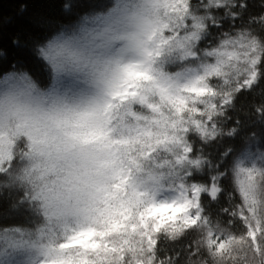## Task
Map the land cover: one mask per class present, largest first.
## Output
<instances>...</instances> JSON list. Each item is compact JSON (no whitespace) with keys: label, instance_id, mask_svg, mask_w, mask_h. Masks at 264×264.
<instances>
[{"label":"snow or ice","instance_id":"6c2138e0","mask_svg":"<svg viewBox=\"0 0 264 264\" xmlns=\"http://www.w3.org/2000/svg\"><path fill=\"white\" fill-rule=\"evenodd\" d=\"M45 40L48 83L0 77V190L34 217L0 264H264V2L116 0Z\"/></svg>","mask_w":264,"mask_h":264},{"label":"trees","instance_id":"16d2710c","mask_svg":"<svg viewBox=\"0 0 264 264\" xmlns=\"http://www.w3.org/2000/svg\"><path fill=\"white\" fill-rule=\"evenodd\" d=\"M66 2L72 4L69 11L62 7ZM115 2L116 0H0V77L13 70H22L38 77L42 84L48 83L49 73L45 71L44 62L33 49L34 42L50 34L52 28L73 24L86 15L106 11ZM262 2L264 0H249L252 11L259 12ZM15 201L14 193L0 190V223L7 220L20 226H30L34 217L24 209L13 207Z\"/></svg>","mask_w":264,"mask_h":264},{"label":"clouds","instance_id":"9594fccd","mask_svg":"<svg viewBox=\"0 0 264 264\" xmlns=\"http://www.w3.org/2000/svg\"><path fill=\"white\" fill-rule=\"evenodd\" d=\"M22 7H26V5H22ZM62 7L64 8L65 11H69V10L72 8V4L66 2L64 5H62ZM54 34H55V33H53V35H54ZM49 38H50V37H49ZM41 43L46 44L47 41L45 40V41H43V42H34L33 49H34L35 52H36V49H37L38 47L41 46ZM36 54H37V52H36ZM53 55H59V53H58V52H54ZM37 56H38V54H37ZM38 57H39V56H38ZM44 65H45V71L48 72V73H50V68H49V66L47 65V62H46V61L44 62ZM33 78H34V79H37V77H33ZM37 135H39V132L37 133Z\"/></svg>","mask_w":264,"mask_h":264}]
</instances>
